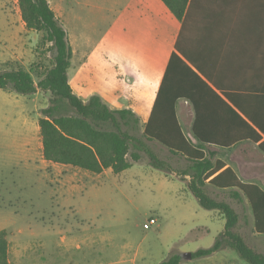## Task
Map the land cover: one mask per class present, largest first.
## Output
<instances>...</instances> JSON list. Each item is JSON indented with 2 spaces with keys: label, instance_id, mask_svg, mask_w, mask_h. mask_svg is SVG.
<instances>
[{
  "label": "rangeland",
  "instance_id": "374dc122",
  "mask_svg": "<svg viewBox=\"0 0 264 264\" xmlns=\"http://www.w3.org/2000/svg\"><path fill=\"white\" fill-rule=\"evenodd\" d=\"M49 2L73 49L71 85L82 99L95 89L108 104L115 103L101 79L77 84L82 56L91 54L104 73L117 65L123 85L130 86L137 81L129 69L140 76L144 57L156 54L164 60L179 26L162 0H143L142 7L151 12L138 11V0ZM42 35L27 28L18 0H0L1 70H32L37 82L52 65L50 44ZM48 97L42 91L23 95L0 89V230L8 232L10 263L159 264L179 254L183 264H196L183 255L197 245L211 246L219 223L211 222L186 183L152 167L147 158L119 174L46 162L37 153L41 135L35 127ZM30 138L33 148L23 147ZM169 159L177 168L186 165L178 157ZM213 193L241 211L227 192ZM247 242L264 253V238ZM227 251L235 258L229 264H250L236 250Z\"/></svg>",
  "mask_w": 264,
  "mask_h": 264
},
{
  "label": "crops",
  "instance_id": "0c3cea01",
  "mask_svg": "<svg viewBox=\"0 0 264 264\" xmlns=\"http://www.w3.org/2000/svg\"><path fill=\"white\" fill-rule=\"evenodd\" d=\"M143 3V0H138L139 7H142ZM147 9L151 12V9L146 7L137 10L143 12ZM178 21L173 45L164 60L156 54L144 57L140 76L129 69L128 73L135 76L136 84L124 86V81L118 75L117 65L114 72L104 73L91 54H84L80 60L77 84L90 86L101 79L109 86L106 92L111 94L115 104H108L103 94L95 89L91 90L89 97L99 95L112 109L132 110L139 118V130L143 133L171 60V96H175L179 91L184 94L176 100L175 109L185 136L194 146L203 145L206 149L217 150L216 159H221L226 164L225 168L231 167L240 181L257 185L264 190V0H193L189 4V16L185 26L183 27L182 21ZM153 48L155 53L159 47ZM181 60L198 76L188 72ZM72 88L80 97L81 92L77 93L73 85ZM213 90L221 98L216 97ZM116 100L129 101L130 105L116 106ZM237 115L246 121L251 115L253 121L252 124L249 123L252 127L259 133L261 129L256 126V122L263 127L262 139H250L251 130ZM196 125L205 142L198 138ZM35 129L40 133L39 120ZM40 140L37 153H41L46 162H51L45 159L42 138ZM33 143L30 138L23 147L33 148ZM148 143L152 148L157 146L162 149L163 154H160L153 148L161 157L174 156L159 141ZM237 190L240 195L234 199L242 206L241 211H238V230L249 242L251 239L264 238L263 234L255 230L254 215L248 198L242 190ZM208 191L214 192V195L227 192L231 196L232 193L230 188L214 185H208ZM207 212L212 223H219L215 228L216 240L225 228L226 219L217 210ZM211 230L207 226L208 234ZM249 244L254 246L252 242ZM207 247L197 245L190 251L193 253ZM229 249L231 248L221 249L208 256H192L185 260L199 264H229L235 260L227 251ZM180 264H183V260Z\"/></svg>",
  "mask_w": 264,
  "mask_h": 264
},
{
  "label": "trees",
  "instance_id": "16d2710c",
  "mask_svg": "<svg viewBox=\"0 0 264 264\" xmlns=\"http://www.w3.org/2000/svg\"><path fill=\"white\" fill-rule=\"evenodd\" d=\"M18 1L27 28L42 32L43 43L50 44L48 50L52 53V65L41 74L37 82L32 70L0 69V89L23 95L39 91L49 94L48 105L41 109L39 118L45 159L92 173L100 174L105 169H112L119 174L147 158L152 167L183 180L203 208L217 210L226 219L225 228L214 244L193 252V258L231 248L250 264H264V253L251 246L245 236L236 230L240 221L238 210L231 202L212 196L208 185L230 188L231 196L235 199L240 195L237 188L242 190L252 208L255 230L263 235L264 190L257 185L240 181L231 167L225 168L226 164L221 159H216L217 150L206 149L203 145L194 146L185 136L175 109L176 100L184 94L179 91L171 96V60L151 117L144 132L138 135L140 121L132 110L112 109L99 95H92L85 101L74 92L69 80L73 49L67 30L50 2ZM162 1L182 21L184 27L189 16V4L193 0ZM182 62L188 72L198 76L187 63ZM213 94L221 98L215 90ZM247 118V121H243L251 130L249 138L261 140L263 127L256 122V126L261 129L259 133L251 125V115ZM195 131L198 138L205 142L198 133L197 125ZM153 140L166 146L178 157L179 162L184 161L186 165L177 168L169 158L161 157L148 143ZM212 176L214 177L210 179ZM181 261L182 256L174 254L159 264H180ZM0 264H11L6 229L0 230Z\"/></svg>",
  "mask_w": 264,
  "mask_h": 264
},
{
  "label": "water",
  "instance_id": "95a60500",
  "mask_svg": "<svg viewBox=\"0 0 264 264\" xmlns=\"http://www.w3.org/2000/svg\"><path fill=\"white\" fill-rule=\"evenodd\" d=\"M192 252H188V253H185L184 255H183V257H185L186 259H190V258H192Z\"/></svg>",
  "mask_w": 264,
  "mask_h": 264
},
{
  "label": "built area",
  "instance_id": "2783aa9c",
  "mask_svg": "<svg viewBox=\"0 0 264 264\" xmlns=\"http://www.w3.org/2000/svg\"><path fill=\"white\" fill-rule=\"evenodd\" d=\"M155 220H152L151 222L154 223Z\"/></svg>",
  "mask_w": 264,
  "mask_h": 264
}]
</instances>
